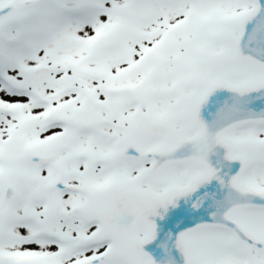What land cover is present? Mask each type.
Wrapping results in <instances>:
<instances>
[{
    "label": "snow or ice",
    "instance_id": "6c2138e0",
    "mask_svg": "<svg viewBox=\"0 0 264 264\" xmlns=\"http://www.w3.org/2000/svg\"><path fill=\"white\" fill-rule=\"evenodd\" d=\"M0 264H264V0H0Z\"/></svg>",
    "mask_w": 264,
    "mask_h": 264
}]
</instances>
